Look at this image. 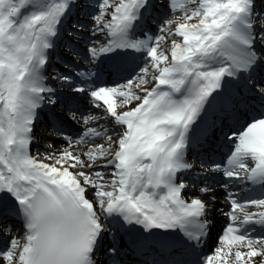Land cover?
Masks as SVG:
<instances>
[{"label": "snow or ice", "instance_id": "1", "mask_svg": "<svg viewBox=\"0 0 264 264\" xmlns=\"http://www.w3.org/2000/svg\"><path fill=\"white\" fill-rule=\"evenodd\" d=\"M0 264H264V0H0Z\"/></svg>", "mask_w": 264, "mask_h": 264}, {"label": "rangeland", "instance_id": "2", "mask_svg": "<svg viewBox=\"0 0 264 264\" xmlns=\"http://www.w3.org/2000/svg\"><path fill=\"white\" fill-rule=\"evenodd\" d=\"M36 132H38V131H36ZM45 143H46V141L40 137V134L36 135V144H38V145H36V147L39 146V147H41L40 150H43Z\"/></svg>", "mask_w": 264, "mask_h": 264}, {"label": "bare ground", "instance_id": "3", "mask_svg": "<svg viewBox=\"0 0 264 264\" xmlns=\"http://www.w3.org/2000/svg\"><path fill=\"white\" fill-rule=\"evenodd\" d=\"M44 136H47V135H44ZM32 150H33V152H35L36 147L35 146H32ZM41 151H43V150H41Z\"/></svg>", "mask_w": 264, "mask_h": 264}]
</instances>
